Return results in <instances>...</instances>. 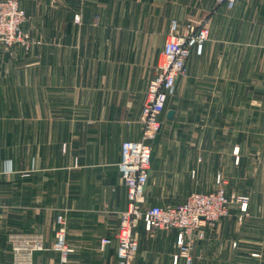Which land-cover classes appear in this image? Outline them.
<instances>
[{
    "label": "crops",
    "instance_id": "crops-1",
    "mask_svg": "<svg viewBox=\"0 0 264 264\" xmlns=\"http://www.w3.org/2000/svg\"><path fill=\"white\" fill-rule=\"evenodd\" d=\"M20 3L30 51L0 42V264H15L18 239L36 234L45 249L31 264H58V215L73 249L66 264H115L127 201L120 143L140 137L172 21L202 19L209 35L165 103L143 202L177 204L219 185L248 195L246 211L231 205L205 229L192 264H264V0ZM137 229L131 264H173L176 232Z\"/></svg>",
    "mask_w": 264,
    "mask_h": 264
},
{
    "label": "built area",
    "instance_id": "built-area-1",
    "mask_svg": "<svg viewBox=\"0 0 264 264\" xmlns=\"http://www.w3.org/2000/svg\"><path fill=\"white\" fill-rule=\"evenodd\" d=\"M232 7L238 0H216ZM25 15L18 0H0V42L5 47L19 46L25 52L31 41L23 29ZM209 35V21H187L178 29L172 21L167 39L163 45L164 62L147 85V97L141 106L139 124L140 137L120 143L118 170L126 188V207L120 212L115 233V264H131L138 249L136 230L142 226L147 232H176L172 254L173 264L180 259L184 264H192V250L196 241L206 237V228H212L229 213L230 200L223 186L211 191H192L177 204L145 206L144 188L151 164L153 139L160 131V116L165 110L167 99L176 92V79L185 71L187 60L192 53L201 55ZM219 183V178L217 179ZM248 196L238 199V207L246 211ZM63 216L56 217L55 240L51 250L58 253V264H66L72 248L65 244ZM110 243V239L100 240V249ZM15 264H30L33 251L45 249L40 235L21 237L14 246Z\"/></svg>",
    "mask_w": 264,
    "mask_h": 264
},
{
    "label": "rangeland",
    "instance_id": "rangeland-1",
    "mask_svg": "<svg viewBox=\"0 0 264 264\" xmlns=\"http://www.w3.org/2000/svg\"><path fill=\"white\" fill-rule=\"evenodd\" d=\"M19 1V7H20V9L23 11V13H24V15H25V20H24V23H23V29H24V31L28 34V36H29V39H30V41H31V37H30V35H29V33H28V31L24 28V24H25V22H26V20H27V15H26V12H25V9H24V7L22 6V4L20 3V0H18ZM76 20L77 21H79L80 20V17L79 16H76ZM193 21V20H192ZM31 46H32V41H31V45H30V48H29V50L27 51V52H25L21 47V49L23 50V52L24 53H28L29 51H30V49H31ZM16 46H14V47H11V48H15ZM19 46H17V48H18ZM7 48H10V47H7ZM225 192H226V194H227V196H228V198H229V200H230V206L231 205H234V204H237V205H239V203H238V199H239V197H241V196H243V195H245V196H248V195H246V194H241V193H229L226 189H225ZM248 198H249V196H248ZM248 206V205H247ZM246 210H247V208H246ZM212 228H214V227H212ZM211 228V229H212ZM207 229V228H206ZM208 229H210V228H208ZM136 232H138V229H137V231ZM147 233H149V232H147ZM137 238L139 239V241L140 242H142L141 240L142 239H140L139 238V234L137 233ZM31 257H32V255H31ZM31 257H30V264H31Z\"/></svg>",
    "mask_w": 264,
    "mask_h": 264
},
{
    "label": "water",
    "instance_id": "water-1",
    "mask_svg": "<svg viewBox=\"0 0 264 264\" xmlns=\"http://www.w3.org/2000/svg\"><path fill=\"white\" fill-rule=\"evenodd\" d=\"M172 114H173V111H171V110H169V111L167 112V116H168V117H171ZM160 136H161V132L159 131V132L155 135V137H154V139H153V149H152V152H151V160L153 159V157H154V155H155V148H156V146L158 145V142H159V138H160ZM103 250H104V252H107V250H108V245H105L104 248H103Z\"/></svg>",
    "mask_w": 264,
    "mask_h": 264
}]
</instances>
